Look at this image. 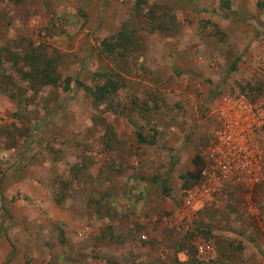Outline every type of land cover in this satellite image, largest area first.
Segmentation results:
<instances>
[{
    "label": "rangeland",
    "instance_id": "1",
    "mask_svg": "<svg viewBox=\"0 0 264 264\" xmlns=\"http://www.w3.org/2000/svg\"><path fill=\"white\" fill-rule=\"evenodd\" d=\"M135 3L0 0V264H180L190 254L179 245L218 240L235 244L223 246L228 264H264V180L228 187L188 230L174 220L195 158H206L213 106L264 92V0H146L149 24ZM168 17L175 32L152 27ZM130 21L139 45L105 57L102 41ZM32 50L61 83L30 90ZM248 54V70L231 75ZM112 70L127 88L96 107L87 88ZM255 134L264 161V128Z\"/></svg>",
    "mask_w": 264,
    "mask_h": 264
},
{
    "label": "built area",
    "instance_id": "2",
    "mask_svg": "<svg viewBox=\"0 0 264 264\" xmlns=\"http://www.w3.org/2000/svg\"><path fill=\"white\" fill-rule=\"evenodd\" d=\"M258 70L264 81V56ZM211 120L213 132L199 179L183 191L182 206L174 215L186 230L202 211L226 198L228 187L252 188L264 180L263 154L255 141V132L264 127V94L255 101L246 94L221 97L212 108ZM195 246L200 259L214 254L209 242Z\"/></svg>",
    "mask_w": 264,
    "mask_h": 264
},
{
    "label": "trees",
    "instance_id": "3",
    "mask_svg": "<svg viewBox=\"0 0 264 264\" xmlns=\"http://www.w3.org/2000/svg\"><path fill=\"white\" fill-rule=\"evenodd\" d=\"M146 5V0H136L135 3V15L138 19L144 20L146 23H148L146 20H148L147 15H143L144 6ZM157 19H153V28L158 29L159 31L163 32H175L176 27L174 26L175 20L171 17L167 18V21L163 22H156ZM149 24V23H148ZM136 23L133 21L126 22L123 26L121 31L118 34L112 35L110 38L102 41V54L105 57L115 58L119 56L120 58H124V55L128 52L130 48L138 46L139 42H136V40H139L141 38V33H139L136 29ZM26 62L30 65H32V68L29 72L23 74V81L26 82L30 90L33 92H37L41 88H45L47 86H57L59 83H61L62 76L58 73L56 66L54 65L53 61L49 58H46L45 56H42L41 52L38 50H32L29 52L28 56L26 57ZM121 67V66H120ZM119 67V69H120ZM236 71V66H233L231 68V72ZM102 78V84L97 85L95 88H87L89 94L92 96V102L93 104L98 107L99 105H102L103 103L109 102L110 99L113 97L114 94L118 93L121 89L127 88V84H125V80H122L123 78L114 70L110 72V74L100 75ZM67 81H70L69 79ZM1 82V81H0ZM5 82H1L0 86L3 85ZM12 98L16 100L15 95H12ZM264 128V127H263ZM105 136L107 140L104 141V145L109 150H112L114 148L113 146V136H114V129L111 127L105 128ZM138 141L143 144H149L154 145V142L151 140H148L146 137H144L141 133L137 134ZM204 163V160H202V157L197 156L194 160V166L196 172L189 173L187 178H185V183L183 185V188L189 189L191 188L199 179L201 166ZM188 180H192V183H189ZM207 209V208H206ZM197 223V222H196ZM194 230V229H193ZM211 230L206 229L205 235H207ZM199 232V231H198ZM190 235V236H189ZM195 235L194 231L189 232L188 240H191L193 236ZM216 250L218 249V259H214V255L216 254V250L214 251V254L208 258H205L202 261L196 260L193 258V255L191 254V251L196 254V246L193 245H179L178 253H184L187 252L190 255H188V260L185 263H181L178 258H175L176 261L180 264H206L209 263L208 259H210V263L212 264H228L230 262L229 256L225 255L223 256V246L228 245L226 241L218 240ZM176 245V244H174ZM234 243L229 244L228 246L230 248H234ZM242 245V244H241ZM243 246V245H242ZM214 259V260H212ZM227 259V260H224Z\"/></svg>",
    "mask_w": 264,
    "mask_h": 264
},
{
    "label": "crops",
    "instance_id": "4",
    "mask_svg": "<svg viewBox=\"0 0 264 264\" xmlns=\"http://www.w3.org/2000/svg\"><path fill=\"white\" fill-rule=\"evenodd\" d=\"M238 57H240L239 55H237ZM248 57H251V55H246L245 57H243L242 59H239L238 58V60H236V61H234L233 62V65H232V67L233 66H236V71H234L231 75H234V74H236V72H238V71H247L248 69H247V67H246V65H245V63H244V61L243 60H247V58ZM238 92V91H237ZM236 93V92H235ZM240 240H242V238L241 237H238ZM247 241V240H246Z\"/></svg>",
    "mask_w": 264,
    "mask_h": 264
},
{
    "label": "clouds",
    "instance_id": "5",
    "mask_svg": "<svg viewBox=\"0 0 264 264\" xmlns=\"http://www.w3.org/2000/svg\"><path fill=\"white\" fill-rule=\"evenodd\" d=\"M263 85H264V83H263ZM263 94H264V92H263ZM206 159V158H205ZM204 162H205V160H204ZM204 164V163H203ZM202 167H203V165H202ZM202 169V168H201ZM201 172V171H200Z\"/></svg>",
    "mask_w": 264,
    "mask_h": 264
}]
</instances>
